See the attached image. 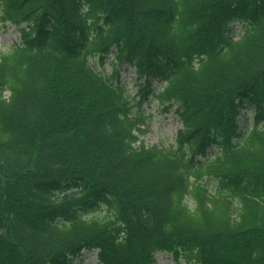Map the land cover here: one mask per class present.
Returning a JSON list of instances; mask_svg holds the SVG:
<instances>
[{
	"label": "trees",
	"instance_id": "trees-1",
	"mask_svg": "<svg viewBox=\"0 0 264 264\" xmlns=\"http://www.w3.org/2000/svg\"><path fill=\"white\" fill-rule=\"evenodd\" d=\"M5 22L0 264H264V0H0ZM149 97L180 122L162 148L136 143Z\"/></svg>",
	"mask_w": 264,
	"mask_h": 264
},
{
	"label": "rangeland",
	"instance_id": "rangeland-1",
	"mask_svg": "<svg viewBox=\"0 0 264 264\" xmlns=\"http://www.w3.org/2000/svg\"><path fill=\"white\" fill-rule=\"evenodd\" d=\"M241 32L242 29L240 27H234L231 34L235 38ZM19 40L18 29L15 25H0V51L8 50L13 45V42H18ZM104 67L109 71L110 67L107 63L104 64ZM121 75L127 87L134 93L137 89L134 69L125 64L121 69ZM134 110L136 111L135 108ZM142 110L146 114V123L142 126L145 131L140 136L141 141L148 146H151V144L166 146L173 142L174 135L177 131L176 129L180 126V123L175 119L173 113H163V110L153 100L148 106L145 104ZM75 262H80V264H99L95 252L92 251L83 252L75 258ZM152 264L177 263L168 254L157 252L155 261Z\"/></svg>",
	"mask_w": 264,
	"mask_h": 264
}]
</instances>
